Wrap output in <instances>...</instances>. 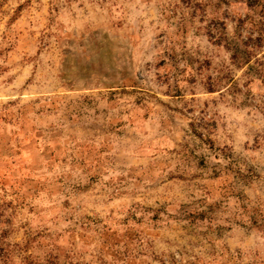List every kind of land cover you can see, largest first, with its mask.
Segmentation results:
<instances>
[{
  "label": "rangeland",
  "instance_id": "1",
  "mask_svg": "<svg viewBox=\"0 0 264 264\" xmlns=\"http://www.w3.org/2000/svg\"><path fill=\"white\" fill-rule=\"evenodd\" d=\"M0 264H264V0H0Z\"/></svg>",
  "mask_w": 264,
  "mask_h": 264
}]
</instances>
